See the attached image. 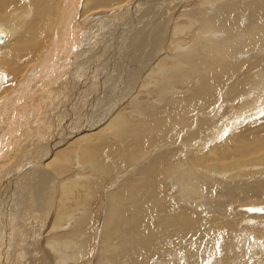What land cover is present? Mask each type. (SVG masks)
<instances>
[{"label": "bare ground", "instance_id": "1", "mask_svg": "<svg viewBox=\"0 0 264 264\" xmlns=\"http://www.w3.org/2000/svg\"><path fill=\"white\" fill-rule=\"evenodd\" d=\"M149 1L0 0V20L5 22H0V100L5 97L0 102V123L5 114V121L10 118L14 109L10 103L17 93L26 97L27 89L33 94V85L40 88L44 83L47 87L38 93L43 94L41 101L34 99L39 102L30 110L28 122L33 127L42 117L38 134L45 135L42 129L55 124L50 122L52 116L60 114L58 103L72 104L77 90L88 84L85 73H95L98 62L101 70H109L107 60L115 64L113 55L118 50L120 57L125 56L119 77L105 81L109 75L102 72L104 78L102 73L98 75L102 78L97 86L88 81L92 88L86 90L85 100H76L79 107L73 106L66 115L67 122L72 116L76 120L64 127L72 135L68 148L75 153L71 154L74 159L70 156L61 161L78 160L83 173L81 178L74 174L58 183L60 203L52 220L56 232L46 237L47 245L55 251L54 257L65 261L68 254L58 253V249L76 248L70 252L79 259L88 246L99 243L94 264H264V19L257 15L255 21L243 23L244 11L235 18L224 10L231 6L261 10L264 0H168L166 12H162L163 26L154 17L139 14V6L150 4L155 9L159 0ZM182 7L191 10L177 12ZM94 11L99 17H91ZM130 14L137 20L132 21ZM196 21L201 24L199 37L188 44L180 33ZM137 24L140 26L135 27ZM105 26L112 34L124 30L127 45L110 46L101 37L108 33ZM177 34V40H168ZM96 39L102 40L99 45L93 42ZM83 47L85 51L74 52ZM165 47L172 48L173 55L157 60ZM84 53L89 63L79 59ZM63 58L66 62H60L51 76L52 63ZM135 64L151 68L149 84L138 80L134 68L131 71ZM72 66L78 71L70 73ZM126 72H130L128 78ZM37 73L38 83H34ZM234 77L235 82L227 84ZM63 79L65 88L57 83ZM59 91H66L64 98ZM109 93L115 98L105 101ZM221 100H225L224 106ZM29 105L24 104L19 115L27 113ZM77 108L82 109L84 122L74 113ZM10 123L0 131L14 130L16 125ZM50 136L48 150L54 154L53 145L59 141L54 134ZM56 155L49 163L53 168L60 160ZM40 178L35 193L47 187V178ZM98 182L107 192L112 212L105 218L101 215L108 213V207L103 203L99 213L91 201V188ZM28 233H24L26 239ZM37 248L43 252V263L51 264L50 249L44 244ZM126 249L128 254L120 259ZM86 259L84 264L90 257Z\"/></svg>", "mask_w": 264, "mask_h": 264}, {"label": "rangeland", "instance_id": "2", "mask_svg": "<svg viewBox=\"0 0 264 264\" xmlns=\"http://www.w3.org/2000/svg\"><path fill=\"white\" fill-rule=\"evenodd\" d=\"M22 1L24 2L25 0H22ZM153 1L154 0H150L149 3L151 2V4H152ZM161 1L162 0H159V1H157L155 3V4H157V5H154L156 7L155 9H153V7H150V4L149 5H145L146 8L145 7L142 8L141 6H139L140 7L139 8V14L146 13L145 15H148L147 16L148 18L149 17L150 18L154 17L153 19H155V20L157 19V24L159 23V25L161 24V26H163L164 23H165V22L163 23V21L165 20V17H164L165 14H163V13H164V11L166 12L165 8L168 7L167 4H169V3H166V2H169L170 0L169 1L165 0L163 2H161ZM232 1L233 0H229L227 2L228 3H232ZM175 4H178V3L176 2ZM172 5H174V4H172ZM148 7H150V9L152 8L151 12L148 11V10H150ZM13 10L17 11L18 7H14ZM190 10H191V7H182L177 12H184V11L188 12ZM224 10L229 12L228 14H230L231 16H233L235 18H239L242 15V12L244 11V13H245L244 15L245 16H244L243 23L255 21V17L257 15L261 16L264 19V9H261V10H257V9L241 10V9H237V8L231 6V7H228V8H224ZM26 11H27V9H25L24 12H21V11L14 12V15H18L19 16V15L25 13ZM145 11H147V12H145ZM94 12H96V11H94ZM153 12H155L156 14L153 13ZM158 12H160L161 14H159ZM149 13H151V15ZM157 14H159L158 16H160V17H158ZM93 15L96 16V17H99L100 14L99 13L97 14V12H96L95 14L93 13L91 15V17ZM129 17H131V14L129 15ZM161 17H163L164 19H162ZM80 18L81 17H79V20H80ZM134 18L136 19V17H131L132 21H135ZM95 19H97V18H94V21H95ZM14 20H15V18L12 21H14ZM0 22L3 23L4 21L0 20ZM162 23H163V25H162ZM4 24H5V22H4ZM95 24H97V23L95 22ZM128 24H130V23H128ZM138 24H140V23L138 22ZM138 24L135 25V27L140 26L143 23H141L140 25H138ZM66 25H67V22H66ZM132 26H133V24H132ZM199 26H201L200 22L196 21V22H194V24L189 29H185V31H183L184 33L183 32H181L182 34L180 33V35L182 37L186 36V38H184V39H186V40H184V42L186 41L188 44H191V42H188V41H190V40L192 42L196 41V39L199 37V33L197 31V28ZM105 28H107L106 30L108 31V33H106L105 36L101 35V37H106L107 41L110 43V46H113L114 44L116 45L117 43L119 44V42L121 44V42H123V39L126 38V36L124 37V35H122V34H124V30H123L122 34L120 33L121 31H119L120 34L119 33H114V32H113L114 34H112V30H111V28L109 26L108 27L105 26ZM124 28H125V26H124ZM109 31H110V33H109ZM195 31L197 32V34L195 35L196 37L194 39L190 38V37L193 36ZM118 35H119V37H118ZM108 36H109V38H108ZM131 36L134 37L133 35H131ZM173 36H174L173 38H171V37L168 38V40L170 42H171V40H177L176 37L179 36V34L173 35ZM96 40L97 41H93V42L95 44L98 43V45L102 41V40L100 41V39L99 40L96 39ZM127 42H129V41H127ZM130 42H131V40H130ZM173 42H175V41H173ZM112 43H114V44L112 45ZM123 44H125V43L123 42ZM125 45H127V44H125ZM129 45H131V43ZM129 45L127 47V50H129V47H130ZM81 49L82 50H80V48H79L78 51L75 50L74 52L77 54V52H79V51H85L84 47L81 48ZM168 49L169 48H167V47L163 48L164 52H162V50H160L159 53L157 54V57H156L157 60L159 58L160 59H162L164 57L167 58L170 54L173 55L174 51L172 52V50H171L172 48L169 49V50ZM104 50H106V48L103 49L101 52H103ZM146 50H144V51H146ZM95 51H97V50L95 49ZM111 51L113 53H115V48H113ZM129 52H131V53H129ZM129 52L128 53L131 54L130 56L132 57V55L134 54L133 50H131ZM75 53H74V55H75ZM160 53H161V55H160ZM119 54H121V52L118 50V52H116L113 55L114 58L117 59L115 64L113 63V61L107 60V63H109V65H110L109 66V68H110L109 70H105V69L101 70L102 69L101 65H100L101 63L98 62V63H96L94 65L95 66V70H94L95 73L93 72V73H90L88 75L86 73L84 74V76L86 75L85 78H86V82L88 84L80 87L77 90V95H74V97H73L74 100H72V104L76 100H78V101L80 100L79 103L81 101L85 100V98H86L85 92H86V90L89 87L92 86V85H90L89 82H91V84H93V86H94L100 80L99 78H102L101 76L100 77L98 76L100 73L105 72L106 75H109L108 80L105 79V81H109L115 75L117 77H119V74L123 71V68H122L123 66H122L121 63H124L123 61L125 59V56L120 57L122 55H119ZM85 55L86 54L84 53V55H82L81 58H79V59L82 60V57L84 58ZM130 56L128 57V59H131ZM87 58H89V57H87ZM105 58H107V57H105ZM121 58L123 60H121ZM126 59H127V56H126ZM236 59L239 60V58L237 56H236ZM140 60H144V58H141ZM62 61L66 62V59L63 58L62 60L56 62V64H55V62L52 63L54 65V67L51 70H49V73H50L51 76H53L56 73V71H57V69H58V67L60 65V62H62ZM83 61H87V63L90 62V60H86V59L83 60ZM96 61L97 60H95V62ZM84 63L82 62V64H84ZM87 63L85 64L86 67H87ZM143 65L144 66H142L140 64H138L137 66H136V64L132 65L131 71H132L133 68L137 69L139 73L136 72L137 70H134V69H133L132 72L137 74L138 80L141 81V82L145 81L146 84H149V81H151L152 76H153V75H151V72H153V71H151V68H147V64H143ZM139 66H141V67H139ZM75 68H76V66L75 67L72 66L71 69H69V72L70 73H72L73 71L77 72L78 69H75ZM139 68H140V70H139ZM127 69L128 68H126V70ZM45 71H48V70L46 69ZM113 71H114V74H113V76H111L110 74ZM129 73L130 72H126L124 74V76L126 78H128L129 77ZM47 75H48V73H47ZM101 75L104 78V73H102ZM156 75H157V73H156ZM38 76L39 75L37 73L35 75V77H34V80H35L34 83H38ZM150 77H151V79H150ZM25 78L26 77H23L24 81H25ZM93 78H94V82H93ZM114 79H116V77ZM236 79H237V82H239L241 80V79H238V78H236ZM117 80H119V79H117ZM18 81H19V79L17 80V85H18ZM139 81H138V83H139ZM122 82H124V80ZM233 82H235V77H234V79H232L227 84L231 85V84H233ZM47 83L48 82H46L45 85ZM57 83L61 84L62 88H65L64 84H63L64 83V79L58 81ZM17 85H16V87H17ZM26 85H28V84H26ZM95 86H97V84ZM16 87H14L12 89V91L10 92V95L12 94V92H14L16 90ZM44 87H45L44 83H42V87H40V88L37 87V85H36V87H35V85H33V88H34L33 92L34 93L33 94L29 93V91L27 89L26 97H23L24 94L22 95V92L21 93H17L18 95L10 103L11 104L10 105L11 106L10 109L14 108V109H11V111H10V118L6 119V121H5L4 120L6 118V116H5L6 114H5L2 117V120L5 121V123H3V121H1L2 123H0V128H5V126H8V124L10 123V120H14L12 122H13V124L16 125V128H17L16 129V128L13 127L14 130H10L12 128V127H10V129H8V132L10 130V133L7 132L10 135H8L6 133V130H2V131H5L4 133H2V131H0V252H2V253H0L1 254L0 255V264H44L43 261H42V258L40 257V255H43V252L39 253V250H38L41 247L37 248V246H40L41 244H44L45 248H47L48 250L50 249L49 252H47V253H49V255L51 256V258H50V260L52 259L51 264H64V263L65 264H84L87 261L86 258H88V256L90 257L88 264H94L96 259H97L96 256H97V254L99 252L98 248H100V247H97L99 243H96L97 245L95 243H93L94 245L92 244V245L88 246V252L89 253L88 252L84 253V255L82 257H79V259H77L76 256L72 257V255H71L72 254L71 252L74 251V249H76V248H74L73 250H72V248H68L67 250L66 249H58L59 250L58 253L59 252H63V253L68 254L67 256H65V261L64 260L60 261L59 257H57V258L54 257V255L56 254L55 251L53 252V248H51V246L47 245V242H46V237L48 239L50 237V234H53V233L56 232L55 229L53 230L52 220H53L54 214L56 212L55 210L57 209V206L60 203V197L58 196V194H59V188L57 186L58 183L62 180V178H66V177L72 176L74 174H75L76 178H79V177L81 178V175H82L81 173H83L81 171H83V170L80 169L81 167H80V165L78 163V160L75 161V163L74 162L73 163L71 162L70 164H67V163L65 164L64 163L66 160H68V157H70L71 154L74 155V153H75L74 149H71V147L68 148L69 143L72 141V139H70L72 135L66 134L64 132L66 128H64V127H65L66 124H69V123L73 124L76 120H73L74 116H72V119L71 118L69 119L71 121L67 122L68 117H66V115L68 113H72L73 108L74 107H79V105H77L76 103H74L73 105L71 103L68 104V105L67 104L65 105V104H63L62 101H60L58 103V106L60 105L59 106V111H58L60 114L56 115V118H55V116H52V120L50 121L52 123L56 122L57 124L53 123V125H49L48 127L45 126L42 129L43 133L46 132L45 135L38 134V133H40V130L38 129L39 125H41V123H43V122H41L42 117L38 118L39 119L38 123H35L33 125V127H30L31 123L28 122V118H29V115H30L29 112L35 106V103L39 102V101H35V100H40L41 101V99H40L41 97L40 96H42L43 94L38 95V93H41L42 90H45V88L47 86L45 88ZM29 88H31V87H29ZM128 90L129 89H127V91ZM21 91H22V89H21ZM36 91H38V92H36ZM65 93H66V91H59V94L63 98H64ZM121 93H124V91L121 92ZM116 94H117V92L115 91V95ZM30 95H32V96H30ZM110 95H112V98L109 97ZM110 95L105 98L106 100L105 99L104 100L105 101H107V100L111 101L110 99L113 100L115 98V95H113V94H110ZM21 96H22V98H21ZM37 98H39V99H37ZM1 101L4 102L5 101V97L3 99H1L0 102ZM224 101L225 100H221L220 101L221 105H222V102H223V106H224ZM13 102H15V103H13ZM27 102H30V105H29L30 107L28 108L29 111L27 113H24L22 116L19 115L18 110H20V112H21L22 109H23V105L27 104ZM109 103L110 102H106L105 105L109 106L110 105ZM111 103H114V102H111ZM69 105H71V106H69ZM62 108H63V110H61ZM71 109H72V111H71ZM74 113L75 114H79L80 115V120H82V122H84L82 109H78L77 108ZM25 115L27 116V118L24 119V117H26ZM112 116L113 115L107 116L105 118V121L108 122L109 118L111 119ZM169 116L173 117L174 114H172V112H171V113H169ZM65 117H66V119H65ZM22 118L24 119V121H19V119H22ZM105 121L103 120L100 123H103ZM46 123L49 124V122L47 120H46ZM53 127H55V129H53ZM96 130H98V129H96ZM96 130H93V131H96ZM49 133L50 134H54L55 138L58 137V138H56V140L60 142V144L58 142V143L53 145L54 149L52 150V152H55L54 154H52L48 150V147L51 146L50 142L52 141L51 140L52 137L50 136ZM55 135H58V136H55ZM59 139H61V140H59ZM57 147H59V148H57ZM47 153H48V155L46 156V158L41 160L40 158L44 157ZM56 153H58V155H56ZM55 155L60 160H58L56 165L58 163L59 164L55 168H53V166L51 164H49V163L53 160ZM73 155L70 158L73 157V159H74ZM61 160H63L64 162H62ZM123 168H125V166ZM56 169H58L59 172H61V173H63V171H64L63 175L55 172ZM123 170L121 169L120 171H123ZM79 172H80V174H79ZM40 173H43V175L40 176ZM123 174H125V173H122L121 175H123ZM40 177H46L47 178L46 179L47 187H44L41 193L40 192L35 193L36 188H38L39 185H40V181H41ZM30 178L32 180L31 181L32 183L28 180ZM25 179H27L26 182H28L27 186L25 185ZM33 180H35V181H33ZM30 184H31V187H29ZM100 185H101V182H98L96 188H91V191H92L91 201L97 205V212H99V213L101 211V207H102L103 203L108 207V209H109L108 213L101 215L102 218H105V217L111 215L112 212L110 210V207L107 205V201H108L107 192L101 190ZM114 185H115L114 182L113 183H109L110 188L111 187L113 188ZM100 201H102L101 204H100ZM253 206H258V205H253ZM73 208L75 210H77L75 205H73ZM70 221L71 220H69L68 223H70ZM63 226H64L63 228H65L66 224L63 225ZM67 227H69V226L67 225ZM28 232H30V233H28ZM24 233H28L27 239H26V236H25L27 234H24ZM103 245H106L107 248H108L107 243L103 244ZM96 250H97V252H96ZM227 250H229V249H227ZM127 252H128V250L126 249L123 253H121L120 259H122L124 257V255L128 254ZM3 256H5V257H3ZM80 258H82V259H80ZM93 258H96V259H93ZM5 259H6V261H5ZM83 259H86V261H83Z\"/></svg>", "mask_w": 264, "mask_h": 264}, {"label": "water", "instance_id": "3", "mask_svg": "<svg viewBox=\"0 0 264 264\" xmlns=\"http://www.w3.org/2000/svg\"><path fill=\"white\" fill-rule=\"evenodd\" d=\"M0 40H1V36H0ZM255 209L258 210V211L260 210L259 208H255ZM252 210H254V208Z\"/></svg>", "mask_w": 264, "mask_h": 264}]
</instances>
